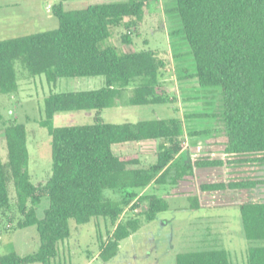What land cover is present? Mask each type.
Masks as SVG:
<instances>
[{
  "label": "trees",
  "instance_id": "1",
  "mask_svg": "<svg viewBox=\"0 0 264 264\" xmlns=\"http://www.w3.org/2000/svg\"><path fill=\"white\" fill-rule=\"evenodd\" d=\"M53 6L58 28L52 31L0 41V94L15 96L20 91L19 71L30 78L44 76L48 85L59 79L103 77L105 87L88 92L51 93L44 99L40 126L51 138L52 174L39 188L29 173L27 129L17 120L1 131L7 161L0 154V217L9 227L20 218L16 229L36 230L40 247L35 254L10 253L0 264H54L59 244L70 238V221L87 225L92 220L109 221L113 231L99 245V259H114L124 240L137 233L140 216L122 217L139 199L146 203V223L169 211V202L158 195L138 198V191L151 186L177 187L192 179L196 168L264 164V0H175L176 13L193 58L191 76L205 91L217 93L213 111L199 118L211 119L213 128L190 133L206 137L225 147V160L199 159L182 163L181 140L186 126L181 119L108 124L102 112L122 97L137 79L128 104L134 107L173 105L178 102L174 86L161 84L160 72L167 62L154 51H135L131 29L149 15L151 0H113L65 11L58 0ZM124 28L120 46L110 44L114 30ZM109 43V44H108ZM95 111L92 125L57 128L54 118L61 113ZM158 142L156 160L143 167L140 154L117 155L115 148L128 144ZM171 174H174L171 176ZM264 181H230L201 185L204 193L253 190ZM121 192L119 201L105 198V192ZM12 193L14 196L12 197ZM47 197L49 206L40 219L37 207ZM189 210H201L200 200L188 198ZM244 236L253 243L247 250V264H264V202L239 207ZM138 215V214H137ZM175 264H233L228 251H192L176 256Z\"/></svg>",
  "mask_w": 264,
  "mask_h": 264
},
{
  "label": "rangeland",
  "instance_id": "2",
  "mask_svg": "<svg viewBox=\"0 0 264 264\" xmlns=\"http://www.w3.org/2000/svg\"><path fill=\"white\" fill-rule=\"evenodd\" d=\"M112 1H74L65 3L63 9L73 11ZM57 5L58 0H0V41L57 29L58 20L52 11V7ZM174 8L175 0H151L149 15L130 32L135 51L157 52L167 62V68L160 72L159 81L161 84L175 87L173 95L178 96V102L163 106L129 105L127 101L132 89L145 83L144 80L137 79L126 88L121 98L114 100L112 105L102 112L101 118L105 123L114 125L153 120H183L187 135L181 140L183 150L179 161L186 163L190 160L210 158L208 147L217 150L216 146L222 145L215 144L210 138L190 137V133L213 128L214 122L211 119L199 117L212 113L217 93L201 89L198 83L191 79L195 73V65L189 54L188 44L180 34V20L176 13L170 12ZM122 32L127 31L124 28L115 29V37L110 44L120 46ZM26 74L19 71L20 91L17 95L12 97L0 94V154L6 162V143L1 133L4 126L15 120L24 124L30 154L29 173L32 182L42 188L52 174L51 138L48 131L40 126L44 119V99L51 93L96 91L105 87V79L65 78L59 79L54 85H48L44 76L30 78ZM95 119V111L61 113L54 118L53 124L57 128L85 126L94 124ZM158 145V142L128 144L116 147L115 153H138L143 167H148L156 160ZM235 167L237 166L227 165L223 167V171L209 172L204 177L199 175V180L203 183H229L243 179L264 181V164L242 165L240 168H244L243 170H234ZM188 180L190 184L182 181L177 187L151 186L145 194L143 191L136 193L138 198L154 194L163 197L169 202L170 209L160 214L156 221L146 223L143 214L148 205L140 204L139 199L134 200L132 205H138L139 208H127L122 219L125 221L140 216L142 226L137 233L121 242L118 255L107 263L99 259L98 236H101V241L108 239L107 231H113L110 222L99 219L78 226L74 221H70V238L59 244L60 256L54 264H175L178 254L213 249L228 251L233 264H247V250L254 244L245 239L239 205L242 202L247 203L248 193L236 194L238 191L230 190L219 193L200 192L203 193L200 196L204 199V208L190 211L188 198L198 190V186L196 179L194 183L193 179ZM255 190H262V193L252 191L251 200L264 202V185ZM123 195L121 192H105V198L113 201L121 200ZM48 206L49 200L45 197L37 207L40 219L44 217ZM19 220L20 218H17L14 226L8 228L7 221L0 217V257L10 253L24 257L38 251L40 240L36 230L16 229Z\"/></svg>",
  "mask_w": 264,
  "mask_h": 264
},
{
  "label": "crops",
  "instance_id": "3",
  "mask_svg": "<svg viewBox=\"0 0 264 264\" xmlns=\"http://www.w3.org/2000/svg\"><path fill=\"white\" fill-rule=\"evenodd\" d=\"M216 144V143H215ZM216 147H218V149L216 150L214 147H208L209 149V156H210V158H207V159H210V160H225V154H224V149H225V147L222 145V146H216ZM202 149V148H201ZM200 149V150H201ZM182 154V153H181ZM181 154H180V156L178 157V159L181 157ZM192 161H195V160H192ZM227 166V165H226ZM226 166H224V167H226ZM242 166V165H241ZM222 169H224L223 167H216V168H200V169H195V171H194V178H192L193 179V183H194V180L196 179V184H197V188H198V190L194 193V194H196L195 196H197L198 198H199V200H200V204H201V207H202V209L204 208V199H203V197L202 196H200L201 194H203V193H200V192H202L201 190H200V187H201V185H204V184H210V183H203L202 181H200L199 180V175H202V177H204V175L206 174V173H209V172H217V171H223ZM244 168H240V166H237V167H235L234 168V170H243ZM228 171V170H227ZM216 174V173H215ZM243 180H246V181H250V180H258V179H243ZM243 180H241V181H243ZM184 181H186V182H188L189 184L191 183L188 179L187 180H184ZM233 181H237V180H233ZM220 183V182H219ZM150 188V187H149ZM149 188H147V189H145V190H143V194H145L146 193V191H148V189ZM256 189V188H255ZM255 189H253V190H240V191H238L236 194H238V193H248L247 194V203L246 202H242L240 205H239V207L241 206V205H243V204H252V203H263V202H254V201H252L251 200V192L252 191H255L256 193H262V190L260 191V190H255ZM258 191V192H257ZM222 192H225V191H222ZM232 192V191H231ZM214 193H219V192H214ZM193 194V195H194ZM258 195H260V194H258ZM261 195H263V194H261ZM237 196V195H236ZM239 196H241V194L239 195Z\"/></svg>",
  "mask_w": 264,
  "mask_h": 264
},
{
  "label": "built area",
  "instance_id": "4",
  "mask_svg": "<svg viewBox=\"0 0 264 264\" xmlns=\"http://www.w3.org/2000/svg\"><path fill=\"white\" fill-rule=\"evenodd\" d=\"M49 8H51V6H49Z\"/></svg>",
  "mask_w": 264,
  "mask_h": 264
}]
</instances>
